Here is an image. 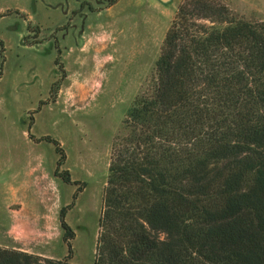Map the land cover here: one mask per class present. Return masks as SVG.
I'll return each mask as SVG.
<instances>
[{"label":"trees","instance_id":"obj_1","mask_svg":"<svg viewBox=\"0 0 264 264\" xmlns=\"http://www.w3.org/2000/svg\"><path fill=\"white\" fill-rule=\"evenodd\" d=\"M156 66L113 144L94 264H264V21L184 0ZM66 214L65 259L0 246V264H74Z\"/></svg>","mask_w":264,"mask_h":264},{"label":"rangeland","instance_id":"obj_2","mask_svg":"<svg viewBox=\"0 0 264 264\" xmlns=\"http://www.w3.org/2000/svg\"><path fill=\"white\" fill-rule=\"evenodd\" d=\"M183 1L0 0V246L21 249L15 219L35 238L24 251L65 259L67 207L69 261L94 264L115 138ZM216 1L264 21V0Z\"/></svg>","mask_w":264,"mask_h":264},{"label":"crops","instance_id":"obj_3","mask_svg":"<svg viewBox=\"0 0 264 264\" xmlns=\"http://www.w3.org/2000/svg\"><path fill=\"white\" fill-rule=\"evenodd\" d=\"M27 189H29V188H26V189H24V190H27ZM20 210L21 209H19V210H14L15 212H20ZM12 217H13V215H12ZM14 218V217H13ZM12 219V218H11ZM40 220H41V227H42V233L43 234H41L40 236H38V238H40L41 240H46V241H49L50 240V238H48L47 236H45V234L44 233H46L45 231H43V229H46V228H48V223L46 222V220H44V218H40ZM12 221V224H11V229L9 230V232L11 233V236H12V238L16 241V242H19V243H21L22 244V246H21V249H23V250H27V251H30L32 248L31 247H28V246H25V244L26 243H28V242H31L32 241V239L33 240H35V238H33L32 236H29L27 233H25V232H16L15 231V229L20 225V222L21 221H19V223H17V220H11ZM19 224V225H18ZM37 238V237H36ZM30 252H32V251H30Z\"/></svg>","mask_w":264,"mask_h":264},{"label":"water","instance_id":"obj_4","mask_svg":"<svg viewBox=\"0 0 264 264\" xmlns=\"http://www.w3.org/2000/svg\"><path fill=\"white\" fill-rule=\"evenodd\" d=\"M158 1L163 3V4H169L172 2V0H158Z\"/></svg>","mask_w":264,"mask_h":264}]
</instances>
